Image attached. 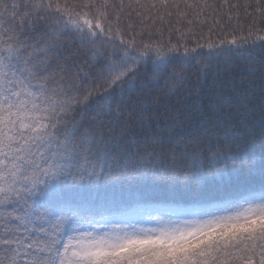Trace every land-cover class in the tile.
Masks as SVG:
<instances>
[{
  "label": "snow or ice",
  "instance_id": "1",
  "mask_svg": "<svg viewBox=\"0 0 264 264\" xmlns=\"http://www.w3.org/2000/svg\"><path fill=\"white\" fill-rule=\"evenodd\" d=\"M0 264H264V0H0Z\"/></svg>",
  "mask_w": 264,
  "mask_h": 264
},
{
  "label": "trees",
  "instance_id": "2",
  "mask_svg": "<svg viewBox=\"0 0 264 264\" xmlns=\"http://www.w3.org/2000/svg\"><path fill=\"white\" fill-rule=\"evenodd\" d=\"M237 78H238V77H237ZM204 103L206 104V103H207V100H205ZM189 104H191V106H192L193 108H195V106H196V104H195L194 101H189Z\"/></svg>",
  "mask_w": 264,
  "mask_h": 264
}]
</instances>
